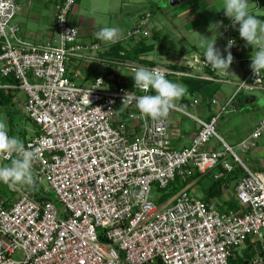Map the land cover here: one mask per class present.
<instances>
[{"label":"built area","instance_id":"1","mask_svg":"<svg viewBox=\"0 0 264 264\" xmlns=\"http://www.w3.org/2000/svg\"><path fill=\"white\" fill-rule=\"evenodd\" d=\"M79 1L58 2V38L34 44L20 36L15 23L20 5L0 0V79H13L0 81V91L24 94V114L39 131L21 140L41 154L33 164L32 186L7 185L10 195L0 191V264H230L248 239L264 249V168L255 171L243 160L264 138V118L235 146L217 131L241 92L264 88V72L256 77L249 68L229 99L212 100L218 109L208 120L179 105L161 119L142 118L134 101L123 104L133 85L115 73L97 76L89 85L76 83L78 74L70 73L73 59L106 61L96 54L101 45L81 41L70 23ZM147 21L126 40L148 37ZM239 60L233 56L232 63ZM109 62L132 71L141 67L129 60ZM148 68L165 71L166 78L189 76ZM196 104L198 99L191 101ZM176 113L199 126L191 144L181 149L169 138ZM211 142L221 146L208 149ZM12 156H0V166ZM219 166L227 173L243 170L236 186L239 209L222 211L194 197L188 185L171 204L155 197L177 180ZM42 182L47 188L36 190ZM249 264H264V256Z\"/></svg>","mask_w":264,"mask_h":264},{"label":"crops","instance_id":"2","mask_svg":"<svg viewBox=\"0 0 264 264\" xmlns=\"http://www.w3.org/2000/svg\"><path fill=\"white\" fill-rule=\"evenodd\" d=\"M60 1L62 0H16L20 5V10L15 18V23L21 27L20 36L34 44H44L56 40L58 33L55 6ZM149 2L161 12L164 11L163 9H172L173 16L177 18L173 23L176 22L174 25L178 26L177 32L174 34L180 36L175 41L174 49L163 51L161 48L158 50L155 43L149 41V35L144 41L145 45L151 46V48L138 59H142L143 62L135 63L146 68L157 66L189 74L185 77L177 76L167 79L187 87V95L178 102V105L186 108L191 114L208 120L218 109L212 104V100L217 99L220 104H223L234 94L237 84L249 70L252 46L246 45V42L239 36L238 30L232 27L231 20L224 15V10L220 9L222 0H168V4L165 5L163 2L157 3L154 0H149ZM142 3L144 4V0H81L78 2L71 12L70 23L78 28L81 41L101 45V51L96 54L106 61L98 58H94L93 61L73 59L70 73L78 74L75 79L76 83L89 85L97 76L108 73H115L124 84L130 83L126 80V76L121 74L122 72L120 73V67L109 62L113 59L108 58L106 52L117 45L124 49H130L135 45L136 42H130L126 38L134 27L139 26L144 18L147 19V16L141 14L142 10L139 9ZM249 9L253 15L261 19L264 16V0H249ZM217 22H222V26L218 29L215 46L220 49L222 55L226 56L227 52L224 49L230 37H233L235 44L229 51L232 56L240 59L238 62L231 63L230 71L233 73L223 78L217 76L216 72L206 65L199 46L202 35L209 37L208 39L214 38L213 32L210 31V25ZM163 24V22L157 21L153 26L155 37L160 34ZM104 26L120 28L123 38L118 43L107 46L104 42L96 39L94 35L99 28ZM212 35L213 37H211ZM157 38L159 39V37ZM158 42L160 43V41ZM172 55L177 57L178 62L172 61L170 58ZM187 78L201 82L197 83L187 80ZM3 92L0 91V99L3 98ZM4 95L13 99L16 104H21L22 110H24V94L22 92H4ZM196 99H198V104L191 105V101ZM263 118L264 88L243 91L236 97L228 112L222 115L217 124V131L228 145L235 146L249 136ZM198 128L194 119L178 113L174 114L169 126V138L172 146L176 149L189 146ZM38 131L36 126L32 134L34 135ZM220 146L216 142H211L208 149ZM244 158L251 169L258 171L264 168V139L260 140L258 145ZM243 176L244 173L240 168L234 173H227L219 166L206 174L195 175L185 181L177 180L172 186L174 191L171 193L168 191L155 192V197L160 203L171 204L180 189L188 185L190 193L194 197L214 202L222 211H225L229 209L232 202L235 201L238 204L236 186ZM217 181L221 184L222 189L218 196L212 197L210 192Z\"/></svg>","mask_w":264,"mask_h":264},{"label":"clouds","instance_id":"3","mask_svg":"<svg viewBox=\"0 0 264 264\" xmlns=\"http://www.w3.org/2000/svg\"><path fill=\"white\" fill-rule=\"evenodd\" d=\"M220 9L224 10V15L231 20L232 27L238 30L246 45L252 46L250 68L259 77L264 72V21L250 12L249 0H222ZM221 26L222 22L211 24L210 31L214 38L208 39L209 37L202 35L199 46L206 65L223 78L233 73L230 71L233 56L229 49L235 41L228 40L224 49L227 55H222L215 46ZM94 35L107 46L116 44L123 38L121 29L115 26L101 27ZM131 76L134 80V91L126 93L123 104L134 101L142 118L158 120L166 117L187 95L185 85L167 79V73L160 69L141 66ZM137 91L141 94L137 95ZM0 156L4 159L12 156L10 163L0 166V184H6L10 188L30 187L34 184L32 169L33 164L41 158L40 149L30 150L19 137L9 136L8 125L3 116H0Z\"/></svg>","mask_w":264,"mask_h":264},{"label":"rangeland","instance_id":"4","mask_svg":"<svg viewBox=\"0 0 264 264\" xmlns=\"http://www.w3.org/2000/svg\"><path fill=\"white\" fill-rule=\"evenodd\" d=\"M148 1V2H147ZM155 2H160V3H164L168 4V0H154ZM152 3L149 2V0H144V4L142 3L140 5V10H142L141 14H144L147 16V28L150 32V36H149V41L150 42H154L156 45V48L159 50L160 48L163 49V51H167V50H172L175 48V41L176 39H178V36H176L174 33L177 32V28L173 23V21H176L177 18H175L173 16V11L172 9H163L164 11L161 12V10H157L156 7L154 5H151ZM219 4V3H218ZM172 15V16H171ZM157 21H161L163 22V26L162 29L160 30V34H157V36L155 37L154 35V31L152 30L156 25ZM179 22V21H178ZM158 25V24H157ZM182 28V26L180 25V29ZM207 30V29H205ZM159 37V39L157 38ZM154 40V41H153ZM160 41V43L158 42ZM130 45V44H129ZM172 59V61L178 62V60L176 59L177 57L175 55H172L170 57ZM110 66V64H107ZM138 68V67H136ZM122 72V73H121ZM135 71H132L130 68H125V67H120V73L126 76V80L130 81V83H127V85H133L134 84V80L132 78L131 75L134 74ZM4 93V92H3ZM4 95V94H3ZM7 96H4L2 99L6 100ZM22 106L21 104H16L15 101L13 99H11L10 101H3L2 104H0V116H3L6 119L7 125H8V134L9 136H16L19 137L20 139L24 140L27 137H30L33 132V130L36 128L35 124L29 120L26 115L24 114V110H22ZM264 138H262L261 140H263ZM243 160L246 162L245 158H243ZM3 165H6V163H4ZM171 185L167 191L168 192H172L174 191L172 189ZM42 188L45 189L47 188V184L46 182H42V183H38L37 184V188H35L36 190H38V188ZM0 191H2L4 194H9L8 191V186L6 184H0ZM49 195L51 197V199L54 198V193L53 192H49ZM204 198V197H201ZM59 208H61L60 205H58ZM246 248V246H244L241 250V256L243 255V251Z\"/></svg>","mask_w":264,"mask_h":264},{"label":"trees","instance_id":"5","mask_svg":"<svg viewBox=\"0 0 264 264\" xmlns=\"http://www.w3.org/2000/svg\"><path fill=\"white\" fill-rule=\"evenodd\" d=\"M262 20H264V16L261 17ZM146 37H142L138 39L135 43V45L130 49H124L120 45L115 46L113 49L106 52V56L108 58L117 59V60H124V61H134V62H140L142 59L138 60L140 56L144 55V53L148 52L151 48V46L145 45ZM116 56V57H115ZM143 62V61H142ZM187 80L195 81L197 83L201 82L200 80H193V78H187ZM2 82H11L13 81L12 78H1ZM203 82V81H202ZM4 94V93H3ZM5 95H3L4 97ZM4 99V98H3ZM0 99V104L3 103V101H10L11 99L9 97H6V100ZM238 168H236L234 172L237 171ZM241 169V168H240ZM241 171H243L241 169ZM222 189L221 184L217 182L214 183L213 188L211 189L210 195L212 197L218 196L220 190ZM229 209H239L238 204L234 201L230 204ZM229 209H226L225 211H228ZM263 255L264 256V249L262 245L259 242L252 241L251 239H248L246 242V248L243 251V255L241 256L240 252H236V255L230 259V264H249L250 261L256 256V255Z\"/></svg>","mask_w":264,"mask_h":264}]
</instances>
